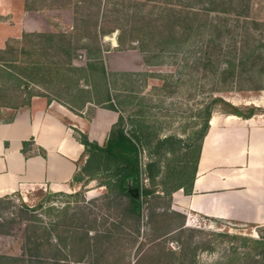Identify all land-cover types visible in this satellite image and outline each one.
Instances as JSON below:
<instances>
[{"label": "rangeland", "instance_id": "obj_1", "mask_svg": "<svg viewBox=\"0 0 264 264\" xmlns=\"http://www.w3.org/2000/svg\"><path fill=\"white\" fill-rule=\"evenodd\" d=\"M54 2L55 0H0V22L7 29L6 35L3 34L6 38L5 43L9 39L20 38L22 27L34 32H62L66 35L65 38L69 36L71 64L82 66L87 59L85 49L82 47L84 46L92 53L95 45L90 29L93 23L85 22L81 25L80 18H86L88 14L94 15L97 23L106 32L112 30L114 26L123 28L121 25H125L122 12L111 11V8L114 10L119 8L113 2L106 4V11L104 6L103 12L102 9L97 11L94 2L83 3L74 13L72 4L66 7H53ZM140 2L143 5H139V8H144L146 11L150 7L156 15L168 6L174 9V17L180 13L178 11L181 7L177 4L178 0H140ZM129 4L128 2L127 5ZM73 15L76 16L77 22H74ZM208 16L213 15L209 13ZM218 16L226 17L227 20L223 22L214 18L212 24L216 22L220 25L228 24V26L216 31L211 24L196 31L193 29L196 23L189 24L184 42L173 44L163 52L149 46L144 51H139L136 43L130 41L132 36H139V33H136L139 31L121 32L124 42L119 47L116 43L119 29L100 37L99 57L102 62L106 58V51L110 52L111 69L106 66L108 70L131 72L129 75L120 73L111 76L110 80L115 82L108 84L110 101L122 116L123 131L129 134L134 123L138 122L142 124L146 133L153 136L151 145L164 137L172 138L174 140L172 148H175V153L171 155L164 153V157H161L162 161L170 159L171 164L176 165L179 160L177 154L186 146L191 150L186 158L188 165L190 164L199 141L205 107L214 96L235 105L243 114L250 106L257 107L254 109V115L264 114V68L261 66L263 59L256 61L254 66L245 62L250 46L244 45L243 53H241L239 42L242 40L234 35L235 31L239 33L242 27H245L243 21L240 19L235 28L231 26L234 24L231 15L219 14ZM248 18L259 21V25L247 24V31L264 43V0H250ZM92 21L93 18H91ZM208 39H212L213 44L207 48L205 43ZM113 42L115 46H112ZM10 46H14L12 54L18 53L19 45L11 42ZM28 46L24 44L23 48L27 50ZM53 50L47 51L46 55L42 54L41 60L49 65V62L55 59L65 68L67 56ZM121 50L135 52L126 54L117 52ZM103 51H105L104 54ZM137 53L140 56L141 69L125 71L139 67ZM0 56L7 59L10 58V53H0ZM16 58L20 64L24 61V56L19 54ZM239 60L245 62V65L241 66ZM226 61H230L232 66H228L227 72L223 74L220 70L225 66ZM61 74L50 75L55 81H51L50 78L51 82L45 83V88L29 83L16 86L14 81L5 82L4 78H1L0 121L9 119L14 109L25 106L30 95L43 94L55 97L58 94L53 91L58 90L61 96L67 89L60 85L52 86L56 80V83L60 84L58 78ZM78 84L81 88H89L83 80H79ZM101 88L100 90H104L103 86ZM72 93L80 98L84 97L81 93L75 91ZM210 108L211 112H223L226 107L222 104H213ZM176 138H179V141ZM149 148L139 147L140 167L158 158L157 155L148 153ZM187 171L188 174V168ZM79 175L82 180L76 189L66 192L72 193L71 195H58L44 199L46 192L37 189L25 197L13 195L9 199L0 201V255L27 259L25 255L27 245L24 237L26 233L31 234L34 231L42 239L43 258L50 259L49 257L55 253L53 248L55 235L61 234L62 229L67 228L69 224L74 225L79 233L87 231L90 234L91 231L87 227L93 224V218L96 221V228L102 230L108 229L111 222L120 217L122 204L107 209L101 206L99 201L91 203L87 201L100 196L105 191L103 186H98L99 181L102 180H89L83 172ZM140 182L158 192L159 198L154 200L151 195L142 205L139 234L134 235L129 220L123 221L120 226L122 232L117 235L115 233L110 240H104L97 252L91 250L85 253L80 259L82 263L89 264L87 262L96 259L100 263L117 262L118 264H248L245 252L262 251V248L252 250V243L243 240V238L257 239L259 236H264L263 228L248 224L213 221L203 216H194V219L188 222L189 225H184L183 222L182 227L171 230L180 224V218L170 213L173 211L170 208L171 194L169 193L168 196L161 194V186L158 184L152 186L142 174ZM175 183L174 180H168L164 186L170 188ZM82 199L84 201H81ZM22 202L26 204L27 209L21 207ZM80 211L85 213V218H77L80 216L78 213ZM150 212L157 213L158 216L161 214L163 221L146 224V216ZM73 213L78 214L71 220L70 214ZM103 216H106L105 220H102ZM33 227H36V230H32ZM129 236L135 237V240L132 242ZM46 242L50 244V247ZM92 248L91 244L90 249ZM81 251H76L74 248L73 253L66 259L80 258Z\"/></svg>", "mask_w": 264, "mask_h": 264}, {"label": "trees", "instance_id": "obj_2", "mask_svg": "<svg viewBox=\"0 0 264 264\" xmlns=\"http://www.w3.org/2000/svg\"><path fill=\"white\" fill-rule=\"evenodd\" d=\"M89 2H94L97 6V11L102 9V12L104 6L106 11V4L109 2H113L115 5L117 4V7L119 8L117 10L111 8V11L113 10V12L118 13L122 12V15L125 17V25L121 26L124 30L123 28L114 26L112 30L106 32L100 27L92 14H88L84 19L80 18L79 22H81V25L85 22L89 24L93 23V25L90 26V29L94 38L93 43L95 45L92 53L84 46L82 47L85 49L87 58L82 66L71 64L70 55H72V52H69V36L65 38L66 35L62 32H22L19 39H9L5 43L4 48L0 50L1 54L6 52L10 53V58L7 59L0 56V79L4 78L5 82L14 81L16 86L29 83L45 88V83H49L52 80L55 81L50 75L58 76L62 72H65L66 74L62 73L58 78L60 84L56 83L57 80L55 83H52V86L54 85L58 87L60 85L67 89V91L65 90L62 92L63 94L61 96L64 97L65 95L64 98L60 96L61 92L58 90L53 91L58 94L57 96L55 95L56 98L65 101L70 107H81L85 101H93L96 105L116 111V108L110 101L111 97L108 88V84H113L115 80H110V77L120 73L121 75H129L131 72H110L105 70L103 62L99 57L101 52L99 46L100 37L115 29H119L118 34L116 35V43L117 47H119L124 42V38L120 35L121 32L139 31L136 32L139 33V36H132L130 38L131 42L136 43V48L139 51L142 52L149 46L159 52H163L164 49L172 47L173 44L177 45L181 41L184 42L189 24L192 25L193 23H196L193 29L199 31V29L206 25L210 26L213 23L214 18L225 22V20H227L226 17H219V14L231 15L234 20V24L231 26H235V28H237L240 19L243 21L245 27H242L241 32L237 33L235 31L234 33L235 36L242 40L239 42V50L243 53L244 45L250 46L246 53L245 62H249V65L254 66L256 61L263 59L261 61V66L264 68V43L254 37L251 32L247 31V24H252L254 26L259 25V21L248 18L250 0H178L177 4L181 7L178 12L183 14L177 13L175 17L173 12L174 9L170 6L166 9H161V13L158 12L156 15L150 7L146 9V11L144 8H139V5H143L140 0H55L53 7H66L72 4V11L74 13L76 9L81 7V4H87ZM128 2L130 3L129 5H127ZM124 4H126V6H123ZM209 13H212L213 16H208ZM95 15H97V13ZM91 18H93L92 22ZM73 19L74 22H77L76 16L73 15ZM118 19L119 18H117V20ZM211 26L214 30L220 31L221 27H226L228 24L220 25L219 23L217 24L214 22ZM11 42H14L15 45H19L18 53L12 54V52H14V46H10ZM24 44H28L30 47L28 46V49L25 50V48H23ZM212 44L213 40L208 39L205 43V47L208 48L212 46ZM51 49H54L53 51L57 50L58 52H62L67 56L65 68L59 65L55 59L51 60L49 65H47V62L41 60L42 54L46 55L48 53L47 51ZM18 54L24 56V61L21 62V64L16 58ZM51 54L54 53L51 52ZM245 62L239 60L241 66L245 65ZM228 66H232L230 61L225 62V66L220 72L223 74L226 73ZM79 80H83V82L89 87V90L87 88H81L78 84ZM101 86L104 87V90H100ZM74 91L81 93L85 98H80L75 93H72ZM28 102L29 100H27L25 104L27 105ZM213 104H222L225 106L226 108L223 113L234 114L243 118H248L254 115V109L257 108L256 106H250L247 108L246 113L243 114V112L237 109L235 105L220 97H212L209 100L208 105L205 107L199 141L195 148V156L189 165L186 158L191 150L188 147L186 148L185 146L182 148V152L177 154L179 160L176 162V165L171 164L170 159L162 161L161 157H164V153H169L170 155L175 153V148H172V142L174 140L170 137H164L156 140V142L151 145L153 136L146 133L143 130L144 127L142 124L138 122L134 123L133 129L127 134L123 131L122 116L120 114L118 115L117 121L111 126L107 139L101 146L95 142H89L83 133L74 130L76 139L83 145L84 150L88 154L85 163L80 168V173H85L89 180L101 179L102 181H99L98 186H103L105 189L100 196L88 199L87 201L90 203L99 201L100 205L107 209L122 204L123 206L120 210V217L112 221L108 229L105 228L102 230L96 228V221L95 218H93V224H90L87 227L91 231L90 234L87 231H81L79 233L74 225L69 224L67 228L62 229L61 234L55 235L53 246L55 253L53 256L49 257L50 259H44L42 256L41 249L43 248V243L41 237H39L34 231H32L31 234L26 233L24 237L27 245L25 255L28 258L25 259L24 257L0 255V264H84L80 260L81 257L91 250L97 252L101 248L104 240H110L115 236V233L117 235L122 232L120 226L125 220L130 221L132 231L134 235L137 236L139 234L140 220L142 216V205L147 202V197L151 195L154 200L159 198L158 192L152 188L144 186V184L140 182V175H144L152 186L157 184L160 185L161 194L166 196L177 189H182L184 193H187L193 176L200 142L207 129V122L211 114L210 107ZM176 140L179 141V138H176ZM24 144L25 143L23 142V145ZM139 147H151V149L149 148L148 153L155 154L158 158L150 160L140 167L138 163ZM187 168L189 169L188 174ZM72 179L75 182H80L82 177L77 173L73 175ZM168 180H174V183L175 181L177 182L170 188H166L164 185ZM133 187L138 188V198H133L127 193V189ZM71 194L72 193L67 194L64 192L47 191L43 197L45 199L52 196H67ZM13 195L18 196L19 194L13 193L1 196L0 201L3 199H9V197ZM81 201H84V199ZM21 207L27 209L24 202L21 203ZM78 213L80 216L77 218H85L84 212L80 211ZM78 213L70 214V219L73 220L74 216H77ZM170 213L172 216L174 215L180 218V224L177 227H173L171 230L182 227L184 216L175 211H170ZM161 216V214L158 216L157 213L150 212L146 216V224L163 221ZM105 218L106 216H103L102 220H105ZM157 218L159 219L157 220ZM32 230H36V227H33ZM129 238L132 242L135 240V237L133 236H129ZM243 240H248L252 243V250L262 248L261 252L248 251L244 253L248 258V264H264V236H259L257 239L243 238ZM46 244L50 247L48 242H46ZM91 244L93 246L92 249H90ZM74 248L76 251L82 250L80 258L67 260L66 257L73 253ZM234 251L236 252V250ZM87 263L118 264L117 262L100 263L96 259Z\"/></svg>", "mask_w": 264, "mask_h": 264}, {"label": "crops", "instance_id": "obj_3", "mask_svg": "<svg viewBox=\"0 0 264 264\" xmlns=\"http://www.w3.org/2000/svg\"><path fill=\"white\" fill-rule=\"evenodd\" d=\"M5 31L0 22V50ZM106 54L103 65L109 71L110 52ZM137 57L138 68L123 70H140ZM119 114L93 101L70 107L54 96H31L27 105L0 121V197L13 193L25 197L37 189L74 191L79 182L73 181V175L80 173L88 156L74 130L101 146ZM170 208L184 216V225L203 216L264 228V114L243 118L211 112L189 191H173Z\"/></svg>", "mask_w": 264, "mask_h": 264}, {"label": "water", "instance_id": "obj_4", "mask_svg": "<svg viewBox=\"0 0 264 264\" xmlns=\"http://www.w3.org/2000/svg\"><path fill=\"white\" fill-rule=\"evenodd\" d=\"M127 193L133 197V198H138L139 197V191H138V188H129L127 189Z\"/></svg>", "mask_w": 264, "mask_h": 264}]
</instances>
